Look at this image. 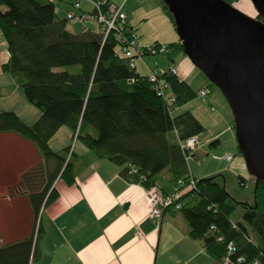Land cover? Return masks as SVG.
<instances>
[{"label":"trees","instance_id":"obj_1","mask_svg":"<svg viewBox=\"0 0 264 264\" xmlns=\"http://www.w3.org/2000/svg\"><path fill=\"white\" fill-rule=\"evenodd\" d=\"M101 1L104 5L113 2ZM157 1L175 28L167 5ZM255 18L261 20L259 15ZM68 20L58 14L51 0H0V33L8 53L0 70L14 78L26 100L39 111L31 124L13 111H1L0 133L13 132L30 141L41 157L20 174L18 182L32 211L30 232L23 239L0 246V264H30L40 231L41 208L57 197L54 181L57 177L67 184L75 181L82 159L73 151L67 154L69 147L63 153L49 146L61 126L69 128L72 138L96 157L123 166L130 182L153 186L161 173L167 172L168 181L179 191L183 186L178 180L188 183L192 177L180 142L205 132L191 112L171 113L172 107L197 96L182 79L162 74L174 98L173 104H167L147 75L138 74L119 54L113 32L104 36L99 25L74 32L68 28ZM166 45L169 55L184 52L179 42ZM75 64L79 65L77 73L55 70ZM217 142L214 139L210 144ZM47 161L54 163L52 168ZM194 179V189H183L182 207L178 209L189 235L221 262L226 243L232 242L235 252L231 259L242 256L246 262L264 264V181L255 182L253 201L242 203L229 195L217 175ZM238 182L243 186L244 179L238 176ZM238 208L241 212L233 218Z\"/></svg>","mask_w":264,"mask_h":264},{"label":"crops","instance_id":"obj_2","mask_svg":"<svg viewBox=\"0 0 264 264\" xmlns=\"http://www.w3.org/2000/svg\"><path fill=\"white\" fill-rule=\"evenodd\" d=\"M51 1L59 15L78 12L72 8L74 0ZM112 1L121 5L126 23L135 31L143 29L149 20V13L155 12L164 20L163 29L153 37L143 40L140 33H137L141 45L154 42L180 43L175 28L160 9L157 0ZM233 1L234 6L242 11L251 10L247 0ZM79 3L83 11L89 12L92 8L89 0H79ZM72 24L79 29L97 25L91 18L82 23L72 21ZM7 58L6 42L0 33V65ZM146 58L149 61L143 60ZM138 60H141L139 62L146 70L144 74L137 70L135 60L134 69L140 75H147L151 69L165 72L173 64L177 75L191 89L193 83L198 84L196 92L203 87L208 89V93L200 97L205 100L211 94L204 78L184 52H174L173 55L168 52L159 55L145 54ZM1 72L0 70V100H5L15 94L19 84L12 76ZM167 93L170 94L169 89ZM21 100L16 96L8 108L0 106V111H13L25 123L31 124L38 113L30 111L31 116L25 119L24 115L29 107L25 98ZM210 101L218 99L213 95ZM192 102L193 100L172 109L175 114L183 110L191 112L204 126V114L192 106ZM210 110H213L211 105ZM60 133L64 142L53 148L51 141ZM70 136L72 131L69 128L62 129L61 126L49 140L50 148L59 152L66 147L63 146L66 145L65 139ZM217 137L218 134H214L209 139H218ZM198 146L199 143L193 154ZM85 148L80 152L73 150L79 156L77 158L82 159L76 168L75 181L67 184L57 177L54 181L57 197L41 208L38 217L40 231L30 264H222L205 250L200 240L189 235L187 224L179 210L169 207L160 217L152 216L144 186L130 182L122 172L123 166L98 158L92 150ZM40 161L41 157L30 141L13 132L0 133V246L23 239L30 232L32 211L18 182L21 173ZM46 165L52 168L54 163L47 161ZM154 186L164 193L175 189L174 184L168 181L167 172L161 173Z\"/></svg>","mask_w":264,"mask_h":264},{"label":"water","instance_id":"obj_3","mask_svg":"<svg viewBox=\"0 0 264 264\" xmlns=\"http://www.w3.org/2000/svg\"><path fill=\"white\" fill-rule=\"evenodd\" d=\"M184 54L222 93L249 172L264 181V0L249 17L224 0H162Z\"/></svg>","mask_w":264,"mask_h":264},{"label":"rangeland","instance_id":"obj_4","mask_svg":"<svg viewBox=\"0 0 264 264\" xmlns=\"http://www.w3.org/2000/svg\"><path fill=\"white\" fill-rule=\"evenodd\" d=\"M224 1L232 6H234L235 4L233 0H224ZM247 1L249 8L251 7V10L249 11H247L246 9L245 11H242L236 6L234 7L249 17H255L256 10L253 7L251 0H247ZM58 10L60 9L58 8ZM60 14H63V12ZM163 22L164 20L160 18L159 14H155V12H152L149 13V20L144 25L143 29L139 28V30L137 29L136 31L138 34L140 33L142 39L144 40L149 36L153 37L158 32H161V29H163L164 27ZM67 26L68 28H70L72 31L75 32L79 29L78 26H74L72 24V20L67 21ZM174 31L176 33V30ZM148 59L149 58L143 60L149 61ZM139 61L141 60H138L137 58L136 68L137 70H139L141 73L144 74L146 73V70L142 67L143 65ZM55 70H67L72 73H77L79 71V65L75 64V65L59 67L56 68ZM199 73L201 77L204 78L208 88L211 89V94L207 95L205 100L203 99V97L200 96H196L194 99H192L193 102L191 103V105L198 108L199 112L200 113L203 112L204 114L205 125L203 127L205 128V132L201 134L198 138L199 146L195 154L193 156L192 155L188 156L187 164H188L189 172L190 174H192V177L196 179L217 175L218 180L223 181L224 187L230 196H232L235 200L239 202L251 203L253 201V189L255 184V178L249 172L246 166L245 158L238 149L235 140V130L233 127V114L220 90L214 84H211L201 73V71H199ZM28 77L29 76H27V78ZM197 85H198L197 83H193L192 90L196 91V89L198 88ZM16 89L17 91L15 92V94L6 98L5 100H0V106H6L5 108H8V105L14 102L16 96L19 97V101L25 98L22 88L18 86ZM213 95H215L218 101L209 102V100L212 99ZM205 101L209 102V104L213 107V110H210V105H208ZM25 103L29 107L28 108L29 110H27L26 114L24 115L25 119L28 116H31L30 111H33V113L34 112L38 113L39 115V111L35 106L30 104L28 101ZM171 113L175 114V111L173 110ZM62 129H67V128L66 126H62ZM214 134H218L217 138L219 142L214 145H211L210 142L214 140V138L212 139L209 138L211 135ZM61 135L62 134L60 133L57 134V136H54L53 140L51 141V146L53 148H56L60 146V144H63L64 139L63 136ZM65 140H67L66 145L63 146L69 147L67 154L69 150L70 152L73 150L75 152H80L82 149H86L81 142L72 138V136H70L68 139ZM66 147L60 149L59 152H63V150ZM228 154L233 156V159L230 161H227L225 159V156ZM238 176H241L244 179L243 186H241L240 183L238 182ZM240 212H241V208L236 209L232 217L237 218Z\"/></svg>","mask_w":264,"mask_h":264},{"label":"built area","instance_id":"obj_5","mask_svg":"<svg viewBox=\"0 0 264 264\" xmlns=\"http://www.w3.org/2000/svg\"><path fill=\"white\" fill-rule=\"evenodd\" d=\"M92 8L89 12L81 10L79 0H74L72 3V8L78 10L75 14L74 12H67L66 17L74 22L82 23L88 18H91L99 25L100 31L106 36L109 32H113L115 38L120 40L121 46H118V52L122 56L128 59V65L131 68L135 67V60L141 58L145 54L159 55L164 54L168 51L167 45L160 43H152L149 45H141L139 42V36L137 32L132 29L125 21V14L121 11V5L110 2L104 5L101 0H89ZM239 1V0H236ZM168 73L177 76V71L172 65L168 66V69L163 71L150 70L147 79L154 85L158 95H160L167 104L171 105L174 102L172 95L167 93L168 84L161 78L162 74ZM179 78V77H178ZM180 79V78H179ZM181 80V79H180ZM208 93L206 87L200 88L197 91L199 96H205ZM171 107V106H170ZM199 139L197 136H191L186 138L184 141L180 142V147L185 153V158L191 155L198 145ZM227 161L233 159L230 154L225 156ZM136 169H132L135 172ZM196 180L193 177H189L188 183L183 180H178V184L183 186V189H194ZM182 190H174L170 193L162 192L156 186H149L144 188V194L150 204V214L155 217H160L162 212L167 207H174L175 209H180L182 207L181 194ZM214 229L213 226L210 227ZM218 241H222V237L217 238ZM235 252V247L232 242L226 243V256L222 260V264H258L256 260L251 262H246L242 256H237L231 259L229 257Z\"/></svg>","mask_w":264,"mask_h":264},{"label":"bare ground","instance_id":"obj_6","mask_svg":"<svg viewBox=\"0 0 264 264\" xmlns=\"http://www.w3.org/2000/svg\"><path fill=\"white\" fill-rule=\"evenodd\" d=\"M236 1V0H235ZM242 5H244V4H242ZM117 42L119 43V45L121 46V42H120V40L118 39L117 40ZM160 43V42H159ZM177 77V76H176ZM179 77V76H178ZM180 78V77H179ZM181 79V78H180ZM199 90V89H198ZM198 95V94H197Z\"/></svg>","mask_w":264,"mask_h":264}]
</instances>
